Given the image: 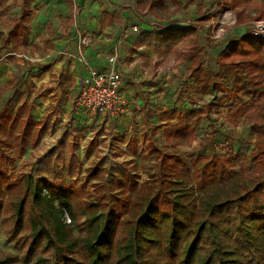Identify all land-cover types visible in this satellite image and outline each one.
<instances>
[{
  "label": "trees",
  "instance_id": "trees-1",
  "mask_svg": "<svg viewBox=\"0 0 264 264\" xmlns=\"http://www.w3.org/2000/svg\"><path fill=\"white\" fill-rule=\"evenodd\" d=\"M33 1L22 0L20 21L30 17L26 7ZM174 3L182 4L181 0ZM247 3L257 20L264 18L262 1L255 6L252 0L233 2L235 6ZM148 5L160 19L168 11L165 0H146L143 7ZM188 5L189 1L182 4ZM110 16L122 22L118 12ZM195 32L190 26L147 32L138 37V43L174 46ZM216 65L218 71L204 68L197 58L191 60L178 92L181 106L167 112L176 114L179 124L165 131L164 146L151 143L154 170L140 188L136 175L117 178L116 187H112L114 180H108L106 187L96 186L97 200L83 209L89 228L80 244L87 251L86 261L77 256L78 239L63 217L68 211L70 219L75 218L70 190L61 181L32 173L30 179L12 181L5 168L13 160L5 149L10 143L0 137V219L8 220L14 237L24 229L19 241L29 264H264V41L250 33L230 38ZM47 71L44 66L32 76L41 77ZM23 84L25 89L20 79H13L0 85V99L12 90L0 108V133L5 128L14 134L22 152L34 128L39 127V132L43 128L32 114L33 104L28 103L34 83L25 80ZM213 93L217 95L213 100L204 101L205 95ZM199 101L204 105L197 108ZM225 106L231 124L243 118L256 135L250 157L233 151L207 155L178 150L198 138L205 116H221ZM44 189L51 198L43 195ZM55 195L66 197L61 204L69 210L54 203ZM99 207L102 211L97 214ZM0 264L21 263L17 255L0 249Z\"/></svg>",
  "mask_w": 264,
  "mask_h": 264
},
{
  "label": "rangeland",
  "instance_id": "rangeland-1",
  "mask_svg": "<svg viewBox=\"0 0 264 264\" xmlns=\"http://www.w3.org/2000/svg\"><path fill=\"white\" fill-rule=\"evenodd\" d=\"M66 1L35 0L26 7L27 12H31L30 17L20 21L22 0H0V85L20 79L25 89V80L34 83L35 88L28 103L33 104L32 114L43 127L41 132L38 131L39 127L34 128L23 152L14 134L11 135L7 129H3L0 137L8 139L10 143L5 149L13 160L5 168L12 181L25 177L30 179L32 173L36 177L61 181L68 193L70 190V206L75 218L69 222L67 217L71 216L68 211L64 212L63 217L67 223H71L73 234L78 239L80 250L77 256L86 261L87 251L80 244L89 228L83 209L86 203L97 200L96 186L103 184L106 187L108 180H114L112 187H116L117 178L136 175L137 188H140L154 170L155 157L151 152V143L164 146L165 131L179 124L176 114L167 112L181 106L177 98L185 73L184 63L197 58L204 68L212 67L218 71L219 67L215 64L212 66L210 62L207 67L204 66V59L210 58L211 61L212 57H218L226 47L224 40L232 34H227V31L236 29L234 35L239 31L242 33L239 29L244 31L249 25L246 24L244 28L239 25L257 19L255 10L248 3L235 6V0H181L182 4L189 1L187 8L175 4L174 0H165L168 11L160 20L158 31L185 27L183 25H195L201 30H196L189 40L174 46L148 43L146 45L151 46L131 49L127 61L134 73L131 71L130 83L124 89L128 104L114 123L100 115L87 114L74 108L76 87L73 78H70L71 63L60 61L65 56L64 51L57 55L54 40L63 36L59 29L73 28L72 11L77 13L83 7L77 0H68V4L71 3L69 8ZM133 1L137 6L132 4V12L125 14L127 23L137 21L135 23L144 25L148 19H154L147 11L148 7H143L146 0ZM261 1L264 3V0H252L251 4L255 6ZM93 18L96 19V16ZM59 23L61 27L57 30ZM96 23L103 24L102 28H105L110 25V20L106 18L101 23L96 20ZM81 29L82 25L78 24L73 32ZM99 30L87 25L81 33L99 34ZM134 36L130 37L128 45H137ZM44 66L48 69L44 73L45 79L43 75L32 76ZM226 79L231 85V76H226ZM11 92L10 89L2 95L0 108ZM216 96L215 93L205 95L204 101L213 100ZM204 101H199L196 107H202ZM185 104L191 107L188 102ZM220 113L221 116L214 113L205 116L199 124L198 138L191 146H180L178 150L184 154L207 155L214 151H233L250 157L258 140L248 121L240 118L237 125L231 124L227 120V106L220 109ZM249 166L252 169L253 163ZM127 186L130 188V184ZM43 195L51 198L47 189L43 190ZM53 197L56 205L63 206L61 203L65 202L63 198L66 197ZM63 207L66 208L64 210L68 209ZM29 208L28 202L24 220L26 225L30 222ZM101 211L102 207H99L97 214ZM11 228L8 220L0 219V249L17 255L21 264H29L27 251L19 241L25 231L23 229L14 237Z\"/></svg>",
  "mask_w": 264,
  "mask_h": 264
},
{
  "label": "crops",
  "instance_id": "crops-1",
  "mask_svg": "<svg viewBox=\"0 0 264 264\" xmlns=\"http://www.w3.org/2000/svg\"><path fill=\"white\" fill-rule=\"evenodd\" d=\"M67 1H66V3L68 4ZM77 2H79V4H81V8L83 7V10L80 9L77 13H74V11H72V14L74 16L73 28L66 30V28L63 27V28L59 29L61 27L60 26L61 23H59V25L57 26V30L59 29V32L62 33L63 36H59L57 39L54 40V44H55L54 46L58 50L57 55H60V52L64 51L63 53L65 56H63L60 61H62L64 63L65 62L71 63L70 75L73 78L72 82L74 80V76H75L76 72L80 68V64L76 58V55L80 51L81 48H82L83 52L85 53L86 57L90 60V62L93 65H95L96 67L97 66L98 67H105L107 64L108 56L113 51L115 45H117V43L120 40L123 33L128 28L132 27L133 25H139L141 28L144 29V32H142L141 34H138V33L131 34L128 37V39L121 44L122 45L121 46L122 52H124V54L127 55V59L125 61L124 69L126 70V73L128 70V73H127L128 82H127V84H129L130 83V77H131L130 73H131V71H133V73H134V70H132V68L131 69L129 68V63L127 61L131 49L133 47L140 49V48L151 46V45H140L138 43V37L140 35L147 33V32L167 31L168 29L167 30L161 29L160 31L157 30V26L160 23V20H163V18L162 19L157 18L152 13V11L150 10L149 5H148V6H146V7H148L147 11H149L150 14L154 17V19L152 21L148 19V22L145 23L144 25H142V23H135L137 21H134L132 24L129 22L127 23L125 14L127 15V14L132 12V9H133L132 4L137 6V4L133 0H77ZM68 7H69V4H68ZM187 7H184V8H187ZM69 11H70V9H69ZM104 12L109 13L110 15L114 12H118L119 14L122 15V22L117 23L116 20L113 19L110 15L109 16L103 15ZM95 16H96V19L93 18ZM97 16H98V18H97ZM106 18H108L110 20V25L105 26V28H102L103 24L97 25L96 20L97 21L99 20V22L101 23V21H103ZM78 24L82 25V29L78 32H73V30L76 28V26H78ZM87 25H91V27L95 26L96 28H99L100 29L99 34H93L92 32L81 33V31ZM183 26L187 27L186 25H183ZM170 29H173V28H169V30ZM234 30H230L227 33V34L232 33L231 36L229 35L230 38L242 35V33H240V31L237 32L239 34L234 35V33H236V29H234ZM239 30H242V29H239ZM80 33H81V36H80ZM83 35H84V37H83ZM132 35H135L134 41L137 45H128V40L130 39V37ZM230 38H227L226 40H224L225 46L228 43V39H230ZM190 64H191V61H187L184 63L183 66H184L185 72H186L187 68L190 66ZM127 67H128V69H127ZM43 76H44L43 79H45L46 74H43ZM39 79H42V78H39ZM127 84H126V86H127ZM125 87H124V89H125ZM124 95H125V100H126L127 92L124 91ZM126 104H128V103L126 102ZM123 110H125V109L123 108ZM119 115H120V113L114 119H110V118L105 117V116H102V117L107 118L110 122L116 123Z\"/></svg>",
  "mask_w": 264,
  "mask_h": 264
},
{
  "label": "built area",
  "instance_id": "built-area-1",
  "mask_svg": "<svg viewBox=\"0 0 264 264\" xmlns=\"http://www.w3.org/2000/svg\"><path fill=\"white\" fill-rule=\"evenodd\" d=\"M217 24H214V27ZM246 24L249 26L244 31L242 29V34L250 33L264 41V19L248 21L239 26L244 28ZM193 27L197 31L201 30V27L195 25ZM142 32H144V29L139 25H133L128 28L108 56L105 67H96L93 65L86 57L82 48L80 49L76 55L80 68L76 72L73 81L74 87H76V97L74 100V108L76 111L114 119L123 110L126 104L124 87L128 82V75L124 69L127 55L122 52L121 44L131 34H141ZM13 54L16 53L14 52ZM209 59H204V66L207 67L209 62L212 66L213 64L216 65L217 57H212L211 61ZM67 218L70 222L71 219L69 217Z\"/></svg>",
  "mask_w": 264,
  "mask_h": 264
}]
</instances>
